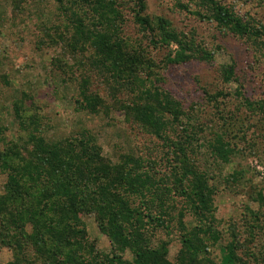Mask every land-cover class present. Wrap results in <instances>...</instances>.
<instances>
[{
    "label": "rangeland",
    "instance_id": "1",
    "mask_svg": "<svg viewBox=\"0 0 264 264\" xmlns=\"http://www.w3.org/2000/svg\"><path fill=\"white\" fill-rule=\"evenodd\" d=\"M221 1L264 28L262 1ZM178 2L188 9L179 7ZM64 3L65 15L73 18L76 14L85 24L93 23L86 0ZM145 4V15L153 21L166 19L177 31L193 35L196 43L212 54V59L167 64V53L174 47H153L148 35L133 20L131 0H118L121 15L116 22L120 38L128 44V50L151 64L138 71L136 78L115 80L107 67L93 63L92 48L83 41L77 42L53 0H0V153L11 154L18 146L27 147L32 154L30 133L37 135V129L51 142L87 135L94 140L96 151L113 164L124 155L141 158V171L166 181L165 185L172 188L170 172L173 166L177 171L180 167L179 159L175 161L179 153L172 144L180 143L187 148L196 174L203 175L213 192L216 228L222 243L230 240L235 229L244 247L250 242L249 231H255V238L248 245L253 251H262L264 218L260 219L263 229L256 230L258 224L250 219L248 209L258 216L264 214V205L255 201L258 193L264 197V113L247 110L235 92L240 91L251 102L264 100V50L257 42L196 18L191 14L189 0H145ZM225 67L233 70L229 82H224L222 76ZM145 89L168 92L184 112L179 123L166 126L162 137L125 114L124 107L138 102ZM79 92L96 96L101 104L99 113L93 114L80 104ZM18 117L25 120L27 131L23 132ZM217 139L233 151L227 164L211 153L210 145ZM22 153L27 162L32 160L25 151ZM6 181V176L0 174V197L5 195ZM171 195L174 197L167 198V202L172 201V213L166 210L171 216L169 235L159 231L153 232L152 237L147 232L153 247L164 240L169 242L167 261L176 264L181 235L176 214L184 204L173 189ZM152 212L159 214V208L153 206ZM81 220L89 242H94L97 251L108 253L110 240L99 230L94 217L83 215ZM182 221L188 227L195 224L187 213ZM252 225L254 229L250 228ZM209 252L214 263L219 264L218 247L210 246ZM244 252V248L240 250L241 257ZM33 256L32 252L26 255L31 259ZM125 256L130 258L129 253ZM13 258L0 242V264H13Z\"/></svg>",
    "mask_w": 264,
    "mask_h": 264
},
{
    "label": "trees",
    "instance_id": "2",
    "mask_svg": "<svg viewBox=\"0 0 264 264\" xmlns=\"http://www.w3.org/2000/svg\"><path fill=\"white\" fill-rule=\"evenodd\" d=\"M53 1L77 42L83 41L92 48L93 63L107 67L115 80L136 78L138 71L150 66L151 62L145 61L142 55L128 50V44L119 36L116 21L121 7L117 6L118 0H86L94 17L91 24H85L76 14L73 18L65 15L66 0ZM131 3L133 20L148 35L149 43L153 47H174L167 53V64L212 59V54L196 43L193 35L177 31L166 19L153 21L145 15V0H131ZM189 3V7H193L191 14L196 18L257 42L264 50V28L244 19L231 6L221 0H189ZM177 5L188 9L180 2ZM222 76L224 82H229L233 77L232 68L225 67ZM79 94L80 104L85 109L99 113L101 104L96 96ZM235 96L247 110L264 113V100L251 102L240 91H236ZM124 110L127 116L159 137L168 124L179 123L184 115L181 105L168 92L156 89L141 91L139 101L132 107L127 104ZM165 117L168 120L165 121ZM18 119L23 132L27 131L25 120ZM36 131L38 136L30 133L32 154L27 147L18 146H14L11 154L0 153V174L7 180L5 195L0 197V242L12 252L13 264L39 261L41 264H170L167 261L169 242L164 240L153 247L149 235L153 237V232L159 231L169 235L171 216L166 210L172 213V201L167 202V198L174 197L172 189L184 204L177 208L176 214L181 233L176 264H215L210 257V246L218 247L219 264H249L250 260L252 264H264V253H261L264 250L253 251L248 245L255 238V231H249L250 242L244 247L235 229L230 240L222 243L221 233L216 228L213 192L203 175L194 171L184 145L172 144L179 153L175 161L179 159L180 167L177 171L173 166L168 178L172 188H169L166 181L156 180L153 174L140 170L144 168L141 158L124 155L119 163L113 164L96 151L94 140L87 135L51 142L39 134V129ZM210 150L214 158L225 164L233 153L219 139L210 145ZM22 151L32 158L30 162ZM255 201L264 205V197L259 193ZM155 205L159 208L158 216L152 212ZM248 212L250 219L258 224L256 230L261 231L260 219L264 214L258 216L250 209ZM186 213L195 223L190 227L182 221ZM83 215H92L99 230L109 238L108 253L97 251L94 242H89L81 220ZM29 226L30 232L27 231ZM250 228L254 229L253 225ZM243 248L245 252L241 257L239 252ZM29 252L34 255L32 259L26 257ZM127 253L130 258L125 256Z\"/></svg>",
    "mask_w": 264,
    "mask_h": 264
}]
</instances>
